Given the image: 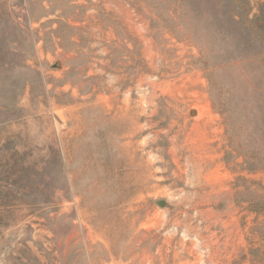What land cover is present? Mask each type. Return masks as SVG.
I'll use <instances>...</instances> for the list:
<instances>
[{
    "label": "rangeland",
    "instance_id": "obj_1",
    "mask_svg": "<svg viewBox=\"0 0 264 264\" xmlns=\"http://www.w3.org/2000/svg\"><path fill=\"white\" fill-rule=\"evenodd\" d=\"M0 264H264V0H0Z\"/></svg>",
    "mask_w": 264,
    "mask_h": 264
},
{
    "label": "water",
    "instance_id": "obj_2",
    "mask_svg": "<svg viewBox=\"0 0 264 264\" xmlns=\"http://www.w3.org/2000/svg\"><path fill=\"white\" fill-rule=\"evenodd\" d=\"M58 64H59V63H57L56 66H58ZM164 203H165L164 201H160L159 204H160V205H164Z\"/></svg>",
    "mask_w": 264,
    "mask_h": 264
}]
</instances>
